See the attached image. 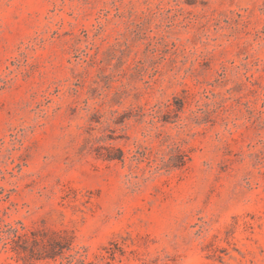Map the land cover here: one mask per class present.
Masks as SVG:
<instances>
[{"label": "rangeland", "instance_id": "obj_1", "mask_svg": "<svg viewBox=\"0 0 264 264\" xmlns=\"http://www.w3.org/2000/svg\"><path fill=\"white\" fill-rule=\"evenodd\" d=\"M0 224L45 241L0 264H264V0H0Z\"/></svg>", "mask_w": 264, "mask_h": 264}, {"label": "trees", "instance_id": "obj_2", "mask_svg": "<svg viewBox=\"0 0 264 264\" xmlns=\"http://www.w3.org/2000/svg\"><path fill=\"white\" fill-rule=\"evenodd\" d=\"M184 101L182 99H175L174 98V105L170 102L165 103L163 105L164 110H158L156 112L160 113V115L167 116L170 113H174L175 120L179 118L178 112L182 110ZM164 122H167L165 118L161 119ZM113 148H106V153L102 154L101 156L103 159L112 161V160H123V153L120 149H116L113 152ZM186 154L183 151H180L178 148L174 150L173 155L164 163H162L158 168H166L169 169L171 167H178L184 164L185 162ZM0 232L3 233V236H5V242L3 244V248H6L8 244L12 245L10 248L12 251H15L17 254L20 252H26V246H24L25 242L29 241L32 243L33 246L38 244L45 245L44 237L41 235H38L37 233L33 231H26L23 226L20 227H13L9 224H0ZM4 239V238H3ZM47 245L52 248L54 257L56 254L60 255L63 253L64 249H68V245L65 244V242L60 239V236L58 238L53 239L52 241L47 240ZM32 253V249L30 251ZM33 255H31L32 258Z\"/></svg>", "mask_w": 264, "mask_h": 264}]
</instances>
